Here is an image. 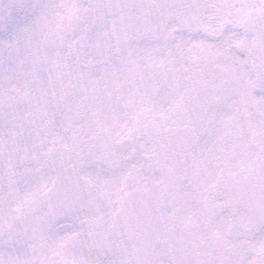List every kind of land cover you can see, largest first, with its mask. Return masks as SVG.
I'll return each instance as SVG.
<instances>
[{
    "label": "snow or ice",
    "instance_id": "1",
    "mask_svg": "<svg viewBox=\"0 0 264 264\" xmlns=\"http://www.w3.org/2000/svg\"><path fill=\"white\" fill-rule=\"evenodd\" d=\"M0 264H264V0H0Z\"/></svg>",
    "mask_w": 264,
    "mask_h": 264
}]
</instances>
